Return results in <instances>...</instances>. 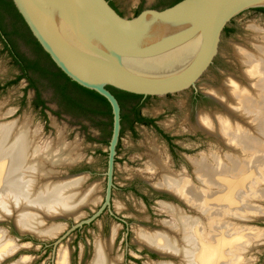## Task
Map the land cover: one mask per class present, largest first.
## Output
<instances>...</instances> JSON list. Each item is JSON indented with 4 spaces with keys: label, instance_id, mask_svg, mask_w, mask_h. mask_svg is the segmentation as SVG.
<instances>
[{
    "label": "bare ground",
    "instance_id": "6f19581e",
    "mask_svg": "<svg viewBox=\"0 0 264 264\" xmlns=\"http://www.w3.org/2000/svg\"><path fill=\"white\" fill-rule=\"evenodd\" d=\"M248 28L250 47L235 45L233 54L243 79L228 76L209 89L221 110L201 112L195 122V129L215 137L227 152L190 157L195 182L187 173L167 172L157 157L147 162L155 174L153 188L175 194L198 212L187 214L162 202L172 220L156 230L137 229L136 243L170 259L152 264H247L253 258L247 256L264 246V228L248 224L264 218V29ZM38 140L27 120L0 122V221L11 217L21 232L50 238L63 227L56 219L79 218L98 196L95 186L81 189L85 176L58 173V167L74 162V147L61 140L58 146L41 147ZM115 236L113 228L108 240L95 243L91 264L120 263L111 256ZM18 248L0 229V261ZM57 258L69 264L66 249Z\"/></svg>",
    "mask_w": 264,
    "mask_h": 264
},
{
    "label": "rangeland",
    "instance_id": "374dc122",
    "mask_svg": "<svg viewBox=\"0 0 264 264\" xmlns=\"http://www.w3.org/2000/svg\"><path fill=\"white\" fill-rule=\"evenodd\" d=\"M112 2L122 15L130 17L145 8L169 7L171 0ZM249 24L264 29V13L236 24L221 36L217 56L195 87L165 96H149L142 104V113L154 118L163 134L144 125H138L134 132L124 130L115 157L113 188L106 206V143L110 139V119L68 111L50 82L39 73H31L30 77L44 101L43 106H38L35 90L29 87L25 78L17 79L21 71L0 38V122L27 120L29 129L37 133L41 147L58 146L59 140L67 147H74L70 154V158L75 159L74 164L58 167V173L61 177L85 176L81 189L95 186L98 196L94 204L87 203L79 218L69 216L56 219L54 223L63 227L55 237L41 238L19 233L11 217L0 221V229L19 246L4 264L18 261L23 264H59L57 257L61 249L68 251L69 264H91L95 243L108 240L113 228L116 229V236L111 256L119 264H152L170 260L136 243V231L139 227L156 230L163 226L165 220H172L159 201L172 203L187 214L194 215V212L171 196L156 192L148 184L155 179V174L147 170V164L157 157L169 171L174 174L187 173L195 182L189 157L199 158L202 154L220 149L223 153L227 152L212 137L196 130L195 122L201 112L215 113L221 110L203 95L204 92L222 85L228 76L243 79L241 67L233 54L235 45L246 44L252 39ZM17 47L24 55L33 57L31 47L20 38H17ZM166 135L170 139L164 137ZM254 224L264 228V221ZM250 257L253 258L247 264H264V246L252 251L247 256Z\"/></svg>",
    "mask_w": 264,
    "mask_h": 264
},
{
    "label": "water",
    "instance_id": "95a60500",
    "mask_svg": "<svg viewBox=\"0 0 264 264\" xmlns=\"http://www.w3.org/2000/svg\"><path fill=\"white\" fill-rule=\"evenodd\" d=\"M12 1L56 66L111 105L104 206L109 204L113 187L121 128L120 105L107 86L143 96H165L195 87L217 56L221 36L236 24L263 14L253 8L264 7V0H180L129 17L116 11L108 0ZM203 95L219 106L207 92ZM155 190L198 213L175 194ZM261 221L264 218L258 217L248 224ZM13 225L22 233L14 221Z\"/></svg>",
    "mask_w": 264,
    "mask_h": 264
},
{
    "label": "trees",
    "instance_id": "16d2710c",
    "mask_svg": "<svg viewBox=\"0 0 264 264\" xmlns=\"http://www.w3.org/2000/svg\"><path fill=\"white\" fill-rule=\"evenodd\" d=\"M178 1L180 0H171L169 6L177 3ZM1 10H5V12H7L6 14L12 24V30L4 33L8 38V41L5 42V49L8 50L13 62L21 71V75L18 76L17 79L25 78L29 87L35 90L37 105L43 106L44 101L41 100L39 90L35 86V82L30 77L31 73H39L44 79L50 82L56 93L60 96L65 109L70 112L81 113L84 115L106 116L110 119L109 125L111 128L112 111L108 100L98 92L85 88L71 80L60 68L56 66L49 54L44 51L40 43L32 35L30 29L21 14L18 12L12 0H0V15ZM255 10L264 12V8H257ZM138 13H136V15ZM17 38L22 39L31 47L33 57L26 56L18 50ZM107 88L117 98L121 108L132 105L133 101H139L142 97V95L126 92L113 86H107ZM140 121L150 123L151 120L143 119ZM110 135L111 129L109 132V136Z\"/></svg>",
    "mask_w": 264,
    "mask_h": 264
},
{
    "label": "flooded vegetation",
    "instance_id": "af4514ba",
    "mask_svg": "<svg viewBox=\"0 0 264 264\" xmlns=\"http://www.w3.org/2000/svg\"><path fill=\"white\" fill-rule=\"evenodd\" d=\"M109 3H111L112 7H114V9L116 11H118L120 14H122L120 12V10L115 6V4L112 2V0H108ZM260 8H264V7H260ZM253 9H257V8H253ZM261 12V11H260ZM7 12H5V10H1V15H0V38L2 40V42L4 43V46H5V42L8 41V38L7 36H5L4 33L9 32L12 30V24H11V21L10 19L8 18V15L6 14ZM264 13V12H263ZM4 29V30H3ZM7 50V49H6ZM8 51V50H7ZM149 96H143L141 97V99L139 101H133V104L132 105H129V106H126V107H123L121 108L120 107V123H121V128H120V134H119V139H118V143L116 145V155H117V152H118V149H119V143H120V139H121V136L124 132L125 129H128L129 131H132L134 132L135 131V128L138 126V125H144V126H151L153 128H155L160 134H163L161 132V130L159 129V126L157 124V121L152 118V117H149V116H145L141 109H142V104H144V102L146 101V99L148 98ZM133 105H136V106H133ZM143 119H149L151 120L150 123H146V122H143V121H140V120H143ZM111 130H112V126H111ZM111 137V135H110ZM166 137L167 139H170L167 135L164 136ZM110 140V139H109ZM109 140L108 142L106 143L107 144V157H108V144H109ZM115 155V157H116ZM190 158V157H189ZM188 158V159H189ZM166 167V166H165ZM166 170L167 172H171L168 170V168L166 167ZM107 178V176H106ZM193 180V179H192ZM152 188L153 186L151 185V183L149 182L148 183ZM113 188V187H112ZM154 189V188H153ZM155 190V189H154ZM156 191V190H155ZM157 192V191H156ZM162 202H165V201H159V205H161ZM166 204H170V205H173L172 203H168V202H165ZM163 206V205H161ZM175 206V205H174ZM177 207V206H176Z\"/></svg>",
    "mask_w": 264,
    "mask_h": 264
}]
</instances>
